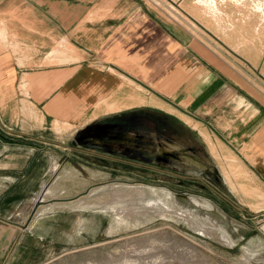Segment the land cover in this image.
I'll list each match as a JSON object with an SVG mask.
<instances>
[{
  "label": "crops",
  "instance_id": "obj_1",
  "mask_svg": "<svg viewBox=\"0 0 264 264\" xmlns=\"http://www.w3.org/2000/svg\"><path fill=\"white\" fill-rule=\"evenodd\" d=\"M203 1L0 0L16 48L14 59H0V264L49 262L48 230L56 220L50 203L69 190L72 156L140 165L87 151L91 141L50 140L49 125L70 103L86 112L126 107L83 129L123 117L142 138L154 116L176 120L214 155L223 150L238 160L264 191V31L254 17L262 14L231 4L214 13ZM232 21L244 22V30L232 32ZM232 37L250 44L235 49ZM56 58L63 63L49 64ZM25 79L36 84L23 97ZM169 124L155 122L159 133ZM166 140L162 151L169 150Z\"/></svg>",
  "mask_w": 264,
  "mask_h": 264
},
{
  "label": "rangeland",
  "instance_id": "obj_2",
  "mask_svg": "<svg viewBox=\"0 0 264 264\" xmlns=\"http://www.w3.org/2000/svg\"><path fill=\"white\" fill-rule=\"evenodd\" d=\"M254 17L259 19L256 28L264 31V16ZM230 24L232 32L238 26L244 30V22ZM0 27V59L11 61L14 39L1 18ZM246 40L228 39L232 47L247 46ZM62 63L56 58L49 64ZM258 71L264 79V58ZM22 94L27 95L23 90ZM67 105V114L60 118L71 115L73 126L58 133L49 125L54 130L49 138L71 146L97 117L126 108L86 112L75 110V103ZM158 115L146 124L145 137L126 134L118 141L85 146L87 151L109 152L140 165L89 154L69 159L66 174L71 178L64 181L69 190L50 203L56 220L48 230L53 244L46 264H264V191L246 176L238 160L233 165L223 150L214 155L210 144L176 120ZM155 122L170 123L168 131L159 133ZM164 137L172 159H160Z\"/></svg>",
  "mask_w": 264,
  "mask_h": 264
},
{
  "label": "bare ground",
  "instance_id": "obj_3",
  "mask_svg": "<svg viewBox=\"0 0 264 264\" xmlns=\"http://www.w3.org/2000/svg\"><path fill=\"white\" fill-rule=\"evenodd\" d=\"M207 2L209 3V7L211 8V11H213L214 13H217V11H218V13L221 12L220 10H222L221 9L222 4L223 5L224 4L225 5L231 4L230 8L233 11L235 9H239V11H241V12H243L242 10H248V12H250V11L256 12L257 11L258 13H261L264 16V0H209ZM1 28L2 27H0V29ZM4 34H5V32H4ZM59 53H61V49H55L53 51L54 55L59 54ZM72 60H74V59L71 57L69 61H72ZM34 84H36L35 81H30L29 79H25L24 83L22 84L23 93H26L28 95L30 90L33 89ZM69 117H66L65 119H62V120L58 119V118L55 119V121L53 122L54 130L57 131L58 133H61V132H63V130L65 128L68 129V128L72 127L73 125L68 121ZM109 135H110V132H109V129L107 127H103V128L93 127V128H89V129H84L79 134V141H85V139H87V137H89V136L94 137V139H96V138H104V137L109 136ZM162 153L163 154L161 155L160 159L174 156L173 153L169 150H163ZM230 162L235 166L237 165L235 160H231Z\"/></svg>",
  "mask_w": 264,
  "mask_h": 264
},
{
  "label": "flooded vegetation",
  "instance_id": "obj_4",
  "mask_svg": "<svg viewBox=\"0 0 264 264\" xmlns=\"http://www.w3.org/2000/svg\"><path fill=\"white\" fill-rule=\"evenodd\" d=\"M138 117H141L140 119L142 120L143 119L142 117L144 116H138ZM134 123L135 122L132 119L122 117V118L115 119L114 122L106 121L103 123L93 124L87 129L93 128V127H107L109 129L110 135L105 138H96V139H94V137L89 136L85 140L91 141V142L94 141L98 143V142H103L104 140L109 139L110 137H112L113 141H118L119 139L123 138L126 134H129L131 136L138 135L136 133L135 134L130 133V131H132L133 129L135 131L138 129L137 125H135ZM76 139L79 140V135H77ZM163 160H165V158H163Z\"/></svg>",
  "mask_w": 264,
  "mask_h": 264
}]
</instances>
